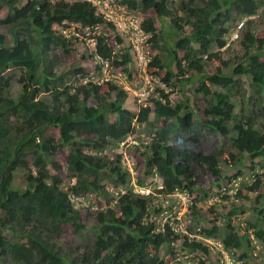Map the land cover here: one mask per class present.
<instances>
[{"label": "trees", "instance_id": "16d2710c", "mask_svg": "<svg viewBox=\"0 0 264 264\" xmlns=\"http://www.w3.org/2000/svg\"><path fill=\"white\" fill-rule=\"evenodd\" d=\"M123 3L142 13V29L153 35L152 41L158 37L155 18L170 22L169 35L178 39L169 45L168 60L154 57L148 73L160 77L166 87L173 78L184 86L197 81L205 118L198 119L187 98L174 104L165 88H157L149 104L144 102L135 114L126 107L125 91L115 84L81 82L79 76L81 80L90 77L79 65L57 73L60 56L66 60L74 50L54 26L74 23L94 29L104 23L91 2L0 0V11L8 10L0 27L6 26L14 40L8 47L0 35V264H185V257L209 254L205 243L190 239L170 223L159 227L160 208L153 193L136 192L122 154L110 157L108 151L135 132L136 122L148 124L153 135L142 154L143 176L155 173L161 178L163 184L156 193L164 197L190 196L204 177L217 185L228 184L236 176L224 174V168L238 167L245 159H264V23L257 28L252 20L262 11L264 21V0ZM241 19H246L241 55L233 58L241 63H231L213 48H224L226 36ZM188 27L190 34L185 32ZM109 43L108 37L98 36L95 55L112 60ZM126 61L130 58L117 64ZM10 69L20 72L17 82L22 91L17 99L11 97L10 79L4 76ZM190 73L199 77H188ZM69 74L75 76L72 84L67 81ZM46 92L52 104L39 99ZM107 115L115 120L111 122ZM206 130L219 138L215 150L210 151L204 142ZM20 174L25 188L16 186ZM66 182L71 183L67 191ZM109 183L121 189L114 192ZM136 185L148 186L143 177ZM263 187L264 173L257 174L249 191ZM92 192L105 197L106 207L77 209L76 200ZM240 198L249 196L238 192ZM201 200L192 202L195 216ZM238 211L245 213L239 206L225 216L228 235L221 237L215 220L211 229L202 227L197 235L221 241L226 250L236 251V262L250 264L254 246L250 231L256 242L264 244V211L255 209L257 219L249 222L244 234L231 222L230 216ZM87 221L93 222L96 236L84 251L67 250L53 240L70 233L77 236L88 228ZM163 249L171 262L161 258ZM260 258L254 264H264L261 253ZM206 262L217 263L208 256L199 264Z\"/></svg>", "mask_w": 264, "mask_h": 264}, {"label": "rangeland", "instance_id": "374dc122", "mask_svg": "<svg viewBox=\"0 0 264 264\" xmlns=\"http://www.w3.org/2000/svg\"><path fill=\"white\" fill-rule=\"evenodd\" d=\"M68 1L74 2L79 0ZM86 1L91 2L96 7L97 15L102 16L104 23L98 25L94 29L82 28L81 24L74 23H66V25H64L66 27L55 26L54 29L57 32H61L68 38L71 49L74 50L72 56L66 60L63 56H60L61 64L57 67V73L64 71L73 64H77L89 74V80H81V77L77 76L81 82L84 81V84L88 81L90 82V80L93 82H104V79L109 76L113 84L125 91L127 98L126 107L135 114L139 113L143 104H141V102H148L149 104V100L154 96L157 88H165L167 92H171V99L174 104H182L185 98H187L198 119L204 120L203 102L201 101V96H197L196 94L197 81L184 86L178 82L176 78H173L172 85L166 87L160 77L152 76L148 73V64L154 57H159L163 62L168 60L169 45L178 39L175 36L169 35L173 30L170 22L165 21V24L160 19L155 18L154 22H156L158 37L152 41L153 35L146 33L142 29L145 17L138 9L130 8L129 5L123 3V0ZM174 1L179 2V0ZM7 13L8 10L3 8L0 11V19H4ZM259 13L260 15L252 17L257 28H261L264 23L262 11H259ZM242 21L245 23L246 19ZM185 32L190 34L192 30L188 27L185 29ZM0 35L4 38L6 46L10 47L13 45V37L6 26L0 27ZM101 35L110 39L109 44L113 49L112 60H105L95 55L97 37ZM230 36V34L227 35L225 40ZM239 44L240 41L238 43L234 42L226 49H219L217 47L213 49L214 52H221L223 58L230 60L231 63H241V60L236 61L233 59L236 54L241 55ZM57 53L62 55V50H59ZM178 53L179 56L183 55L181 51H178ZM124 57H129L130 61L124 62V65L117 64L123 62ZM143 57H145L148 62L147 66L141 62ZM213 68L214 65H211L208 72L211 73ZM173 70L177 72L175 66ZM227 72L229 73V71ZM19 75L20 72L14 69L8 70L4 75L6 79H10V95L13 99H17L22 91V85L17 82ZM69 75L67 81L72 84L75 80V76L73 74ZM188 77L198 78L199 76L197 73H190ZM39 99L49 104L53 102L52 96L48 92L42 93ZM107 118L111 122L115 120L114 116L107 115ZM153 118L154 117L151 116V120H154ZM134 127L135 132L130 135L124 143L108 151L111 155L110 157L114 158L117 154H122L123 166L131 173L132 185L135 187V190L142 194L153 193L155 196L154 203L160 208L159 214L156 216L160 224L164 225L170 223L175 230L182 232L184 235H189L190 239L201 241L209 246V254L200 255V257L194 255L185 257L182 259V261H185V264H199L201 260H206L208 256L213 257L217 262L216 264H225V253L222 252L221 242L216 239H203L197 234L202 227L211 229L213 226L211 221L215 220L214 223H216L221 237L228 235L229 231L226 228L225 216L229 215L230 211L236 210L239 206H243L245 213L238 211V213L230 216V218L232 224L238 228L239 233H245V227L248 226L249 222H254L257 219V212L255 209H263L264 211V187L254 192L249 191V186L254 183L255 176L264 173V159H256L255 161L245 159L242 165L238 167L224 168V174L228 171L231 177L236 176V179H233L228 184L226 182H221L217 185L214 179L204 177V180L198 184V190L194 194L189 196L187 193H178L174 198H168L156 193V190L162 187L163 182L161 178L155 173L149 178H144L143 176L145 167L142 154L148 148L149 142L153 137V135H151L150 126H148V124H139L136 122ZM49 133L53 135L57 134L56 131ZM204 137V142L209 144V150H215L217 146L216 143L219 140L217 134L210 130H206ZM239 172H242L243 175L239 176ZM139 177H143L144 181L148 184L147 187L140 188L136 185ZM15 183L16 186L20 188H25L27 185L22 174L16 177ZM70 184L71 183L66 182L63 185L65 191H67ZM108 186L112 188L114 192L121 189L116 187L114 183H109ZM238 192H242L243 196L248 195L249 199H237ZM195 199H202L201 202L196 205L198 208L197 211H199L197 216H195L194 212L191 210L192 202ZM75 203L76 208L82 210L90 209L95 211L106 207L105 197H100L94 192L81 200H76ZM194 221L197 224L193 226ZM86 225L88 228L77 236L70 233L62 236L60 240H53H56L58 245L67 250L71 248L75 251H84L92 244L96 236V232L93 229V222L87 221ZM262 226H264V223ZM190 229L192 233L188 232ZM250 234H252V241L254 243L253 249L250 252L261 253L264 256V244H259L255 241L253 232L250 231ZM4 235L10 237V234L7 232H5ZM178 244L180 245L181 242ZM166 253L167 251L163 249L161 258L171 262Z\"/></svg>", "mask_w": 264, "mask_h": 264}, {"label": "clouds", "instance_id": "9594fccd", "mask_svg": "<svg viewBox=\"0 0 264 264\" xmlns=\"http://www.w3.org/2000/svg\"><path fill=\"white\" fill-rule=\"evenodd\" d=\"M240 22H242V20L241 21H239L237 24H236V29H237V26H238V24L240 23ZM66 25V24H65ZM55 26H60V25H55ZM55 26H54V28H55ZM244 27H245V24H244ZM244 27L241 29V31L239 32V34H240V38H241V35H242V31H243V29H244ZM236 29L230 34V35H232L235 31H236ZM55 30V29H54ZM55 32H57L56 30H55ZM59 33H61V32H59ZM62 34V33H61ZM64 35V34H63ZM230 38H231V36L229 37V38H227V40H226V43H225V46H224V48L223 49H226V48H228V47H226V44L229 42V40H230ZM240 38L238 39V40H236V41H233L231 44H233L234 42H239L240 41ZM13 45H14V43H13ZM12 45V46H13ZM12 46H10V47H12ZM97 57H99V56H97ZM101 58V57H100ZM205 59H207V56H205ZM148 63V62H147ZM147 63L145 64V66H147ZM11 70V69H10ZM92 80H90V82H91ZM110 83H112V80L111 81H109ZM96 83H99V84H102V83H106V81H105V79H104V82H96ZM124 91V90H123ZM142 103H144V102H141V104ZM130 136V135H129ZM128 136V137H129ZM127 137V138H128ZM127 140V139H126ZM125 140V141H126ZM125 141H123L122 143H124ZM122 143H119V145H121ZM136 191V190H135ZM136 192H138V193H140L139 191H136ZM142 194V193H141ZM176 196V195H175ZM174 196V197H175ZM165 225V224H164ZM164 225H159V227H161V226H164ZM179 242H181L182 243V241H179ZM178 242V243H179ZM221 242V241H220ZM177 243V244H178ZM209 247V246H208ZM221 247H222V252L223 253H225V264H240L239 262H236V251H234V250H226L225 249V247H224V245L222 244V242H221ZM193 256V255H192ZM258 259H260V253H256V252H254L253 253V259L251 260V261H249V263L250 264H254V262L256 261V260H258ZM206 264H209L208 262H206Z\"/></svg>", "mask_w": 264, "mask_h": 264}, {"label": "built area", "instance_id": "2783aa9c", "mask_svg": "<svg viewBox=\"0 0 264 264\" xmlns=\"http://www.w3.org/2000/svg\"><path fill=\"white\" fill-rule=\"evenodd\" d=\"M244 24H245L244 21H242V22H240V23L238 24L236 31L231 35V38H230L229 42L226 44V47H230V46H231V43H232L233 41H236V40H238V39L240 38V34H239V32H240L241 29L244 27ZM141 62L144 63V64L147 63V60L145 59V57H143V58L141 59ZM111 80H112V79H111L109 76H107L106 79H105L106 82H109V81H111ZM184 198H185V197H184ZM185 199H186V198H185Z\"/></svg>", "mask_w": 264, "mask_h": 264}]
</instances>
